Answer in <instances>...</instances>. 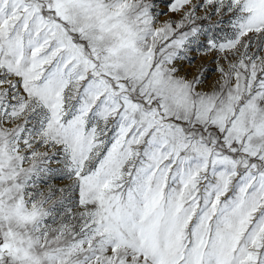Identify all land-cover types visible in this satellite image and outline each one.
<instances>
[{"label":"snow or ice","instance_id":"snow-or-ice-1","mask_svg":"<svg viewBox=\"0 0 264 264\" xmlns=\"http://www.w3.org/2000/svg\"><path fill=\"white\" fill-rule=\"evenodd\" d=\"M0 264H264V0H0Z\"/></svg>","mask_w":264,"mask_h":264}]
</instances>
